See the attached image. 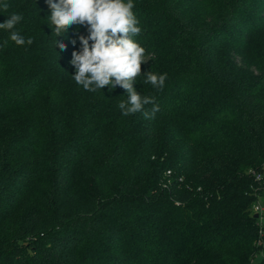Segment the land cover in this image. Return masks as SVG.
Here are the masks:
<instances>
[{"label":"trees","instance_id":"obj_1","mask_svg":"<svg viewBox=\"0 0 264 264\" xmlns=\"http://www.w3.org/2000/svg\"><path fill=\"white\" fill-rule=\"evenodd\" d=\"M133 3L142 73L167 74L133 85L150 119L76 84L86 27L56 37L46 0H0L33 40L0 29V264H264V0Z\"/></svg>","mask_w":264,"mask_h":264},{"label":"clouds","instance_id":"obj_2","mask_svg":"<svg viewBox=\"0 0 264 264\" xmlns=\"http://www.w3.org/2000/svg\"><path fill=\"white\" fill-rule=\"evenodd\" d=\"M51 14L48 18L56 37L65 34L72 26L86 27L88 35L79 36L82 48L73 51L70 63L75 68L73 79L86 91L96 92L106 86L123 88L127 100L118 104L123 116L142 113L146 119L159 111L155 97L142 95L134 88L137 78L146 77L145 83L162 90L167 74L152 71L142 73L141 65L147 62L146 50L136 42L142 29L136 18L133 0H46ZM7 10L8 5H2ZM0 23V29L10 32L9 39L17 46L31 45L32 38H25L15 26L23 19L21 14L12 13ZM8 43L4 41V46ZM73 44L76 41L72 42ZM57 46V41H56ZM61 49L66 45L59 43ZM152 105L151 111L146 110Z\"/></svg>","mask_w":264,"mask_h":264},{"label":"built area","instance_id":"obj_3","mask_svg":"<svg viewBox=\"0 0 264 264\" xmlns=\"http://www.w3.org/2000/svg\"><path fill=\"white\" fill-rule=\"evenodd\" d=\"M255 179L258 180V181H260V184H261V192H260L259 195H264V174H262V175L259 174V173L255 174ZM252 212L254 214H257L258 217L261 216V214H262V208H261V206L257 202L253 205ZM258 223L261 226L260 222H258Z\"/></svg>","mask_w":264,"mask_h":264},{"label":"crops","instance_id":"obj_4","mask_svg":"<svg viewBox=\"0 0 264 264\" xmlns=\"http://www.w3.org/2000/svg\"><path fill=\"white\" fill-rule=\"evenodd\" d=\"M257 203L262 208V214H261V216H259V222H260L261 226L264 227V195L258 196Z\"/></svg>","mask_w":264,"mask_h":264},{"label":"water","instance_id":"obj_5","mask_svg":"<svg viewBox=\"0 0 264 264\" xmlns=\"http://www.w3.org/2000/svg\"><path fill=\"white\" fill-rule=\"evenodd\" d=\"M253 217H254L255 219H257V218H258V215H257V214H254Z\"/></svg>","mask_w":264,"mask_h":264}]
</instances>
